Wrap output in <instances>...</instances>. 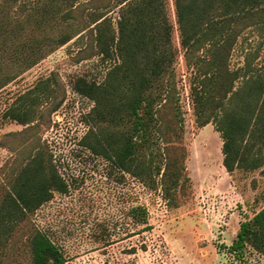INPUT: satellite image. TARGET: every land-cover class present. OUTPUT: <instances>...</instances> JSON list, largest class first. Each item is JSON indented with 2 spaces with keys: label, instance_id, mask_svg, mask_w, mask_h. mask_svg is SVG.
Instances as JSON below:
<instances>
[{
  "label": "rangeland",
  "instance_id": "1",
  "mask_svg": "<svg viewBox=\"0 0 264 264\" xmlns=\"http://www.w3.org/2000/svg\"><path fill=\"white\" fill-rule=\"evenodd\" d=\"M25 1L0 0L5 10L0 14L8 13L24 28L1 23L6 31L0 30V198L25 162L32 140L52 154L68 191H54L30 223L14 233L4 264H32L28 237L34 226L62 250L67 264H264V255L248 244L241 255L229 248L240 223L264 206L262 137L254 131L245 137L240 150L247 157L240 168L228 172L217 130L242 89L264 75V10L251 17L229 53V70L239 71L236 91L224 99L217 119L200 126L191 88L197 59L209 56V44L195 51L180 45L173 0H95L81 4L73 26L60 24L53 31L52 26L25 23L31 10H19ZM214 2L211 17H221L224 0ZM97 14L103 18L92 23ZM138 16L144 35L137 34L141 50L136 58L152 78L146 94L154 97L153 119L137 137L135 163L144 166L142 175L119 169L81 145L90 128L105 135L111 130L132 132L133 124L128 117L119 126L98 120L91 115L94 102L75 90L78 79L101 82L120 62L102 57L98 36L117 37L119 20L131 26ZM65 30L80 33L51 52L46 41L43 57L27 67L30 49L25 45ZM43 80L51 83V93L37 108L35 125L23 132L24 125L3 113L18 95ZM59 98L61 105L50 112ZM256 158L259 167H244ZM137 205L146 207L149 227L129 215Z\"/></svg>",
  "mask_w": 264,
  "mask_h": 264
},
{
  "label": "trees",
  "instance_id": "2",
  "mask_svg": "<svg viewBox=\"0 0 264 264\" xmlns=\"http://www.w3.org/2000/svg\"><path fill=\"white\" fill-rule=\"evenodd\" d=\"M93 1L95 0L87 2L26 0L25 3L21 2L19 10L25 11L29 6L31 10L26 13L25 23L42 29H47L46 25L52 26L50 30L53 31L52 28L60 24L73 26L71 20L76 18L81 4ZM214 1L173 0L175 18L180 29V45L185 50L190 48L195 51L209 44V56H199L197 59L198 75L191 88L194 111L200 126L217 119L224 99L229 93L236 91H233V87L234 81L239 77V71L229 70L227 64L229 53L237 35L250 25L251 17L264 10V0H224L220 14L222 16L212 18ZM3 10L0 9L2 12ZM2 12L1 31H6L1 25L3 21L8 26L14 22L15 26L24 29L22 22L14 21V17L10 18L8 13ZM102 18L103 15L97 14L92 19V23ZM137 20L131 26L126 20H119L117 37L112 36L110 40L98 36L99 52L102 57L119 58L120 62L109 69L101 82L78 79L75 90L94 102L91 115L98 120L119 126L124 117H128L133 124L132 132L111 130L105 135L90 128L83 136L81 145L119 169L134 175H142L144 172L141 169L144 166L135 163L137 137L147 130L153 119L151 106L154 97L149 98L146 94L152 85V78L146 72V67H142L136 58V54L141 50L139 36L144 35L142 18L138 16ZM80 21L84 23L82 19ZM88 27L90 24L84 28ZM78 33L80 31L72 34L65 30L58 36L48 34L34 38L32 43L25 45L30 49L26 57L27 67L34 65L43 57V44L46 41L51 44L48 50L51 52L56 45L66 44ZM242 90L241 98L235 104L236 107L234 106L235 108L220 119L217 127L223 139V165L228 172H233L242 166L247 154L240 150V143L252 131L257 137H262L264 146V75ZM50 93L49 80L38 82L30 90L18 95L6 108L3 116L24 125L23 132L27 131L35 125L32 123L36 121L37 108L44 96L49 97ZM237 93L239 94L238 91ZM62 101L63 99L59 98L51 104L49 111H55ZM31 143L25 162L21 163L16 177L0 198V264H4L5 248L14 233L30 223L35 211L52 198L54 191L59 193L68 191V184L53 163L52 154L39 146V140L38 144L35 140ZM252 147L253 144L248 147V151ZM258 161L259 158L253 159L249 162V166L244 167L255 169L259 167ZM147 214L146 207L142 205L132 206L129 210V215L135 217L145 227H149ZM247 244L264 255V206L250 219L240 223L236 237L229 248L241 255L243 247ZM28 246L32 264H67L62 250L36 226L28 237Z\"/></svg>",
  "mask_w": 264,
  "mask_h": 264
}]
</instances>
